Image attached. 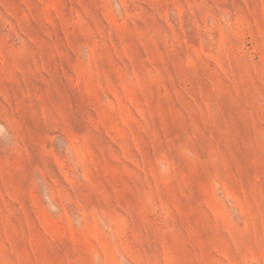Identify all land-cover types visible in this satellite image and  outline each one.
<instances>
[{"label": "rangeland", "instance_id": "obj_1", "mask_svg": "<svg viewBox=\"0 0 264 264\" xmlns=\"http://www.w3.org/2000/svg\"><path fill=\"white\" fill-rule=\"evenodd\" d=\"M0 264H264V0H0Z\"/></svg>", "mask_w": 264, "mask_h": 264}]
</instances>
